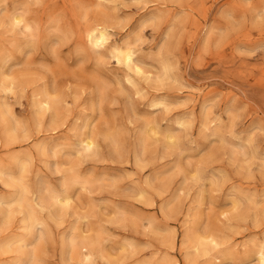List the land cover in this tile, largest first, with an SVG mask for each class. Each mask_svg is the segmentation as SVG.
<instances>
[{"label":"clouds","instance_id":"1","mask_svg":"<svg viewBox=\"0 0 264 264\" xmlns=\"http://www.w3.org/2000/svg\"><path fill=\"white\" fill-rule=\"evenodd\" d=\"M0 264H264V0H0Z\"/></svg>","mask_w":264,"mask_h":264},{"label":"rangeland","instance_id":"2","mask_svg":"<svg viewBox=\"0 0 264 264\" xmlns=\"http://www.w3.org/2000/svg\"><path fill=\"white\" fill-rule=\"evenodd\" d=\"M165 251H166V250H161V256H160V259H161L162 261L168 259V257L164 255V252H165Z\"/></svg>","mask_w":264,"mask_h":264},{"label":"bare ground","instance_id":"3","mask_svg":"<svg viewBox=\"0 0 264 264\" xmlns=\"http://www.w3.org/2000/svg\"><path fill=\"white\" fill-rule=\"evenodd\" d=\"M98 41H100L101 42L100 44H102L103 43V37H101V39L98 40Z\"/></svg>","mask_w":264,"mask_h":264},{"label":"snow or ice","instance_id":"4","mask_svg":"<svg viewBox=\"0 0 264 264\" xmlns=\"http://www.w3.org/2000/svg\"><path fill=\"white\" fill-rule=\"evenodd\" d=\"M101 42L100 41H97V44L99 45Z\"/></svg>","mask_w":264,"mask_h":264}]
</instances>
